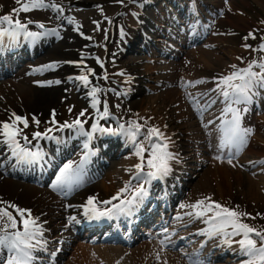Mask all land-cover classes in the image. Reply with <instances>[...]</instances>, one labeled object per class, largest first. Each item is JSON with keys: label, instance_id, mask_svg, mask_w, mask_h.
<instances>
[{"label": "rangeland", "instance_id": "374dc122", "mask_svg": "<svg viewBox=\"0 0 264 264\" xmlns=\"http://www.w3.org/2000/svg\"><path fill=\"white\" fill-rule=\"evenodd\" d=\"M203 4L202 6L204 8H207V10H212L214 13H217L215 15L216 23L217 25V33L218 37L215 38L214 42L219 44V47L214 48L212 52L211 57V63L206 65L203 60V54L199 57V60L197 62V65L195 67V70H191L192 68V58L195 56L193 53H191L187 59L185 60L183 66L180 65V69L178 70L176 74L177 80L174 82L175 84L180 81H182V73L183 75L187 76V73L189 71L195 72L196 77H203L206 79H220L224 78L229 74L228 66L235 65V67H240L241 64L245 60L256 61L261 57V50L259 51V44L264 39V29L258 28L259 23H264V2L258 1V0H230L228 3H222V0H198ZM83 5L89 4L90 7L93 9H99L101 6L107 4L109 0H73L69 3H79ZM185 2V1H183ZM188 2V1H187ZM193 1H190V4H193ZM228 4V5H227ZM211 5H215V7H212ZM236 9L240 14V19L236 20V15L232 14L234 12L233 9L228 8L231 6ZM114 7V8H113ZM116 7L117 6H111L109 8H105L106 11L110 12L112 15L116 13ZM10 7H7L5 9V12H9ZM94 13H97L96 10H90L87 15H93ZM224 15V17L219 18V16ZM220 19V21L218 20ZM81 19V18H80ZM84 21V17H82ZM86 25V24H85ZM87 29L86 31H83L84 33L88 32L90 34V31L92 30V25H86ZM249 29V30H248ZM252 35H249V34ZM70 34V33H69ZM78 37L77 40L81 41L80 46H76L80 49V54L85 55V46L88 45L87 42H83L80 38V33H76ZM224 35V37H222ZM254 37V38H253ZM68 38V35H67ZM102 39V38H101ZM156 43V42H155ZM246 46H252V48L257 49L259 52L255 53L253 51H250L248 53H245L243 48ZM230 50H236L237 55L233 56L237 57V61L233 62V64H227L228 62H231L229 58L227 57V52ZM153 51V50H152ZM203 51V50H202ZM154 52V51H153ZM204 52H208L204 50ZM198 53V52H197ZM103 55V54H102ZM76 56H78V53H76ZM113 56V49L110 47L107 48V55L104 58V60L109 61V58ZM131 56V55H130ZM130 56L123 57L120 64H122L123 69L125 66L128 65V67L132 69H136L137 65L131 64V61L129 60ZM77 58V57H76ZM75 58V59H76ZM88 59L95 63V61L92 60V57H88ZM204 59L208 60V57H205ZM118 63V62H115ZM225 63L227 65H225ZM114 63L108 62V64L104 67H100L97 71H103L105 74L103 78L109 79L111 77V73L115 71V67L113 66ZM130 64V65H129ZM249 66V65H248ZM96 71V70H95ZM88 76H90L88 74ZM23 82V81H21ZM142 82V81H141ZM20 83V82H19ZM111 83L116 87V90L119 89L120 93H116L117 95H121L120 99L117 101V97L115 101H109L108 98L105 95H100V99H105L107 101V109L109 113V117L112 115H116L118 117H122L124 120H128V124L130 122H136L140 125H145V123L151 124L153 127H158L160 131H163V128H166L167 135L169 139H172L171 136V130L176 131L173 137L177 139L178 143H182L185 147H187V155L185 157V162L192 161L194 159L193 153L196 146H200L201 141V134L199 135L198 132H200L196 126L192 123H194V119H192V116L186 117L182 119L180 112L181 110L177 108H184L183 102L179 101V92L176 89L170 90L172 94H169V92H161L156 93L154 92L155 87L152 85H149L148 89H145L143 86H135L130 93L122 92V87L118 86L119 81L112 80ZM27 88H33V89H40L39 84L32 83V80H26L23 83ZM0 89V116H5L2 111L1 104L2 100L1 96L3 98H14L18 94L17 87L7 86L6 88L1 87ZM175 88V87H174ZM54 91L57 92L56 99L51 102L50 104H47L43 110H38V108H27L28 112H32L36 114L35 112L38 111H46V113L43 114L47 116L50 113L55 112V120L57 118L61 117L60 119L64 120H74L80 116V113L78 114V111H81V109L86 108L84 103L82 102V93L78 92L77 87L75 83L68 81L63 82L62 84L56 86ZM4 90V91H3ZM169 90V89H168ZM39 91V90H38ZM179 101V104H178ZM180 105V107H179ZM72 106H75L76 110H73L72 113H69V110L72 108ZM21 114V113H20ZM52 114L49 115V122L52 123L53 116ZM148 118L146 120V118ZM122 119V120H123ZM162 119V122H159V120ZM164 120L166 121L165 126H162V123H164ZM41 121L44 122V126L46 124V121L44 117H41ZM254 128L258 135H261L264 139V127L263 125L255 119L254 121ZM179 132V134H178ZM101 140L105 139V136L100 138ZM261 147H264V143H261ZM254 146V145H253ZM146 148V147H145ZM209 149V148H208ZM251 150H259L256 148H251ZM214 153L212 151L208 152V156L212 161H216L217 157L213 158ZM135 160L137 159V156L134 154L133 156ZM128 158V156H122L117 159V163L120 161H124ZM248 158V157H247ZM131 165V164H130ZM224 167V168H223ZM233 168V169H231ZM220 170L214 171L210 170L208 173H201L202 175L200 178L198 177L196 180L193 181V186H190L191 191L193 190H199L201 191V195H197L196 197L192 198L189 197L188 199H191L195 202V200H200V198H204V200L207 197H211V200L219 203L225 207H228L230 209L235 210L238 213H247L248 216L243 217V222L250 225L251 227L264 231V188L262 187V174L257 173L256 178L254 179V176L252 174L253 170L246 169V170H237L236 165L229 167L227 166H220ZM235 171V173H233ZM132 175V174H131ZM103 179V178H102ZM101 179V180H102ZM1 180V178H0ZM205 180H207V186L202 188H197L200 186ZM0 182H3L1 180ZM10 183L9 180H5V183ZM107 187H112V184H107ZM12 187V186H11ZM8 189V187L6 188ZM22 189V188H21ZM20 189V190H21ZM252 190L254 191V194L252 193ZM23 192V191H22ZM222 192V193H220ZM102 197L108 196L105 193V190H102L99 192ZM99 193H95V195H99ZM193 193V192H192ZM256 193V195H255ZM37 192L32 189V191H29V193L26 194V196L20 197V205H31L32 199H42L44 202H47V199H50L51 197L45 196L44 192L39 193L36 195ZM222 195V196H220ZM190 196V195H189ZM0 202H3V200H6L8 197L0 195ZM207 202V201H206ZM0 207H4L3 203H0ZM84 243V242H82ZM93 245V244H92ZM144 245V244H143ZM73 247V246H72ZM90 248H93L92 246H87ZM125 250V249H124ZM87 251V250H86ZM110 252V254H107ZM93 253V251H92ZM106 253L112 260L107 259L106 257H102L101 255L96 256L98 260H102L105 262L108 260L109 262L113 261L115 264H164L165 259H162V256L160 252L158 251H151L150 248L144 247L143 249H140L139 251H123L117 255L115 249L108 250ZM96 255V254H95ZM159 255L160 259L157 260V256ZM117 259V261L115 260ZM183 261L185 259H182ZM67 262H70L71 264L73 262L70 261V257L67 256L66 258V264ZM182 262H179L178 264H181Z\"/></svg>", "mask_w": 264, "mask_h": 264}, {"label": "snow or ice", "instance_id": "6c2138e0", "mask_svg": "<svg viewBox=\"0 0 264 264\" xmlns=\"http://www.w3.org/2000/svg\"><path fill=\"white\" fill-rule=\"evenodd\" d=\"M17 4H21V8L14 9V13L29 12L34 9H46L51 7L52 9L62 12L63 9L58 5H48L45 0H30L29 3H22V0H16ZM12 26V31L3 28V24ZM43 28V25H39ZM27 25L21 23L19 19H14L12 15H5L0 18V42L5 35L11 36L13 39L19 35V32H24L27 37L35 38L38 34L34 32L26 31ZM19 30V31H17ZM249 35H252L251 33ZM254 38V37H253ZM264 51V46L261 47ZM103 66V65H101ZM51 67V65L49 66ZM235 67V66H233ZM254 62L249 64L248 68L234 71L231 75L222 78L218 82V88L227 104L225 108V115L231 114V120H226L223 126L224 138L221 143V147L233 146L236 148L237 154L242 146L246 142V137L251 134L250 129L241 128V115L240 109L232 107L233 104H240L251 101L253 88L255 86L264 87V73L254 72L252 69ZM264 68V65H260ZM89 72L91 70L89 69ZM80 80L88 84V76L79 77ZM97 90L92 89L91 95L93 97L92 107L96 108L98 101L95 99ZM244 111H247L245 108ZM81 116L84 112L80 113ZM109 115L107 106L105 105L104 112L101 115V119L106 118ZM14 121L10 123H3L0 125V136L4 137L3 143L7 144L11 150L13 157L17 159L18 163L38 164L43 159V153L40 151L32 152L27 148L21 146L18 137L22 134V129L17 127V124H22L24 128L29 126L27 118L15 115ZM52 123L55 124V112L52 113ZM33 122L39 125L40 121L35 117L32 118ZM84 121L77 118L72 125L65 124L62 126L68 128H75L80 134L88 135L91 139L90 133H85ZM120 130L126 131L131 142L136 145L135 155L139 158L140 163L137 164V175L133 177L137 181V186L134 190L129 185H125L123 192L131 191V196L126 200H121L120 195L112 197L110 200L103 201L105 205H112L111 208L101 209L97 206L95 197H89L86 205L84 206V214L89 219L99 220L101 218L112 219L114 216L125 215L130 216L133 214L136 207L143 203L147 197L148 192L145 185L150 183L154 179H163L171 172L170 161L175 159V155L168 151L167 138L160 131L159 128L149 127L144 139L148 142V159L145 161V145L138 142V137L142 131V125L136 122H130L129 127L125 130L123 124L119 125ZM51 131V129H49ZM92 131L111 132V129H102L99 127L98 122L92 125ZM55 139V137H49L46 133L35 132L33 139ZM25 143H28V137H23ZM88 147L87 143L84 145ZM87 157L82 160L80 165L74 169L71 164H65L56 177L55 183L52 185L54 190L71 191L72 185L77 183L79 175L82 170L83 163L86 162ZM231 163V160L228 161ZM145 163L148 169L147 173L144 172ZM113 200H119V204H113ZM207 201V202H206ZM3 203V202H0ZM191 208L192 212L186 213L189 217L196 219H202L204 223L208 224V229L201 234H206L209 238L217 235L224 237V243L231 245L233 242L238 243L242 255L248 257L243 264H264V231L257 230L250 225L243 223V217L248 216L247 213H238L233 209L225 207L219 203L211 200V197H207L205 200H199L195 204L181 205V208ZM11 209V211L9 210ZM15 213V214H14ZM19 217V220L17 219ZM70 222L75 220L74 217H70ZM177 219H181L178 217ZM167 232V229H164ZM43 231L37 224L36 219L31 217V211L28 209H21L13 204H7L6 207H0V248L6 249L8 258L5 264H34L37 259L33 253L37 250V246L46 244V241L42 242L39 237H42ZM241 237L238 241H233L231 238ZM162 250L167 248L164 240L160 241ZM160 257L157 256L159 261ZM164 264H167L165 261ZM193 264H200L199 261H194Z\"/></svg>", "mask_w": 264, "mask_h": 264}, {"label": "bare ground", "instance_id": "6f19581e", "mask_svg": "<svg viewBox=\"0 0 264 264\" xmlns=\"http://www.w3.org/2000/svg\"><path fill=\"white\" fill-rule=\"evenodd\" d=\"M258 1L264 2V0H258ZM5 2H6V0H0V4H3ZM196 5H197V2H196ZM228 8L234 10V12L232 14H235L237 16L236 20L237 19L241 20V18L239 17L240 16L239 12L236 9H234L232 7V5L229 6ZM195 10H197V9H195ZM217 36H218V33L216 31H213L212 35L206 41V43L204 44L202 49L199 50L198 53L193 52V53H196L194 55L195 57L192 58V62H191L193 67H196L197 62L199 60V57L202 54H203V60H204L205 64L208 65V64L211 63L210 62L211 61L210 60L211 59L210 55H212V52L210 50L204 49V48H210V47L217 48V47H219V44L214 42V40H215V38ZM66 47H69V46L66 45V44H60V45L54 47L53 49H49V51L57 53V52H61L60 50L66 48ZM204 50H206L208 52H204ZM237 54L238 53H237L236 50L228 51L226 55H227V57L229 58V60L231 62H228L227 64H233V62L237 61L238 60L237 57H234V59H233V56H235ZM49 55L50 54L42 55L38 62L39 63H44V62L50 61V56ZM205 57H208V60L204 59ZM51 58L68 59V58H64L63 56H60V55H52ZM227 64L225 63V65H227ZM118 71H119V69H118ZM128 76H126L125 78H128ZM23 83L20 82V83H17V84L13 85V87H15V86L17 87L18 94H17L16 97L12 98L11 100L19 102V99H23V101L21 103H19V104L22 107L24 106V110H23L24 116H28L29 115V112L26 111L28 106H29L30 109L35 107V108H38V110H43L45 107H47L46 106L47 104H50L51 102H53L56 99L57 92L54 91L55 89H51V90H49V89L39 90L38 89L39 90L38 91V90L33 89V88H27L25 86H22V85H24ZM255 88H256V92L258 93L257 94V100H259L261 98V95H262L261 91L264 90V87L256 86ZM77 91L80 92L81 90L78 89ZM101 93H106V92H98L97 95H100ZM157 93L159 94L160 91H157ZM169 94H172V92H169ZM179 98H181V93L179 94ZM3 100H5V99H3ZM99 100H101V99H99ZM4 103L7 105V108H9V110H12L11 111L12 115H13V113H15V115H19L17 113V111H16V110H18V108L13 104V102L9 101V99H6L4 101ZM100 108H101V110H103L102 106ZM177 109L181 110L183 108L181 107V108H177ZM37 113H39V112H37ZM180 114H181L182 119L190 116V114L185 109L181 110ZM42 117H44V116H42ZM99 117L100 116H98L97 118H99ZM39 119H41V118H39ZM147 119L148 118H146V120ZM263 119H264V117H263ZM13 121H10L8 123L11 124ZM159 122H162V119H160ZM165 124H166V122L162 123V126H165ZM19 125H21V127H20L21 129H23V130L25 129L22 124H19ZM109 126L112 128L111 125H109ZM99 127L102 128V126H100V125H99ZM24 131H25V133L27 135H30L29 130H27V131L24 130ZM96 132L100 133L101 131L93 132L92 131V127H90L89 130H86V133H90V134L92 133L93 137L97 136ZM119 137L122 138L123 134L119 133ZM3 140H4V137L0 136V148H2L4 146ZM258 140H259V142H263L264 143V139L262 138V136H259ZM117 143H119V142L118 141H114V142L111 143V145L121 146L120 147L121 150H122V147H126L124 145V143L123 144L122 143L117 144ZM6 150L8 152V155H11L10 149L7 148ZM126 150H127V148H126ZM261 150L262 151L260 153H258V154L254 153L252 150H250V152H249L250 156H252V154L254 156H256V157L264 156V147L261 148ZM116 152L114 154L115 157L117 156L119 151H116ZM128 152H130V150H128ZM2 158H3L2 157V153H0V162H2L1 161ZM114 161L116 163V160H114ZM133 162H134L133 158L129 157V161L126 159L124 161H120L119 163H116L111 168V170L107 173L108 176H111V175L114 174L115 178H116L115 179L116 182H118L119 179H121V180L129 179V177L127 176V173L130 170V166H132L130 164L133 163ZM178 167H179L178 164H176L175 165V170H177ZM4 173L7 174V170L6 169H5ZM116 175L119 176L120 178H117ZM0 178L2 179V173H0ZM6 180H9L10 183H7V182L5 183V179L3 180V182H0V195L8 197L6 200H3V201H6L5 202V206H7V204H11V201H19L20 197L26 196V194L29 193V191H32V189L37 192L36 195H38L39 193L43 192V189H41L40 187H37V186L33 187L30 184H28V183H20V182L14 181L13 179H6ZM261 185L264 188V176H262V184ZM206 186H207V180H205L197 188H202L203 189V187H206ZM7 187H8V189H6ZM22 187H23L24 190L21 189ZM98 189L105 190L106 194L113 195V196H115L116 194L117 195L121 194V193H119L117 191H112L113 192L112 193L111 192V188L107 187L106 182H103L101 185L98 182L96 184L94 182L92 184H84L83 186H81L79 191H78V193L74 194L73 197H74V199L78 200L79 206H85L90 194L96 192V190H98ZM107 190H109L110 192H107ZM220 193H222V192H220ZM252 193L254 194L253 190H252ZM195 195H199V194H195ZM255 195H256V193H255ZM199 196H201V195H199ZM159 197H160V195L158 193H156L155 194V199H157ZM56 199H55V197H53V199L51 201H47V202H44L42 199H38V200L37 199H32L33 203H31V205H27L25 207L23 206V208L19 206V208H21V209L30 210L31 211V217L36 219L37 224L41 227V229L43 231V236L45 237V241H46V244H44V247L42 248V251L46 252V253L47 252L51 253L50 256H54L55 254L60 253V249H59L58 246H61V244H58V242L61 241L63 245H65L67 243L68 237L70 235L68 233V231H67V226L65 225L66 221H67L68 213H75V212L79 211V209H77V211H76L75 208H71L70 207L69 211L65 212L64 208H63V201L60 198H58V197H56ZM160 201L164 203V199L163 198H161ZM56 204H59V205H57V207L59 208V211H58V209L53 207V205H56ZM59 216L63 217V218L60 220ZM17 219L19 220L18 216H17ZM208 227L209 226H207L205 229H198L199 233L194 236L195 241H197L199 238H201L202 241L207 243L211 239V238H209L208 235L201 234L202 232L207 230ZM191 234L192 233L190 231H186L184 234H182L180 236H177L173 240H170L168 238H164L163 235H161L159 237V239L157 240V242H155V244L158 246V243L160 242L159 240H164L165 245H167V247L170 246V248H173L174 247V243H176L177 239H178V242L179 241L183 242L182 241L183 238L188 236V235H191ZM212 238H214V237H212ZM172 241H173V244L171 245ZM192 241H194V240H192ZM91 242L93 243V239H91ZM95 246H97L98 250H94L93 248H89V247H87L86 245H84V244H82L80 242L79 243L75 242L73 247H72L71 254H70V261L73 262L72 264H99L100 261H102V260H98L97 258H95L96 256H99V255H101L102 257H106L107 259L112 260V258H110L107 255V254H110V252H108L107 254L104 253V252H107L108 250L110 251V250L115 249L117 255L119 253L123 252V251H126V250H124L122 248V246H117V245L108 246L107 244L101 243V242H98ZM230 247L233 248L234 245H230ZM148 248H150V250L157 249L156 246H153V245H148ZM160 248H162V246ZM138 249H143L144 250V246H140V247H136L135 248V250H137V251H138ZM179 249H180V252L182 254H186L187 251H189L188 248H185V246H182V245H179ZM92 251H93V253H92ZM232 252L234 253L235 250H233ZM0 256H1V253H0ZM163 256L165 257V261L167 262V264H178L180 262L177 254H175V253H166ZM115 260L117 261V259H115ZM231 260L232 259H227V262H230ZM104 263L105 264H115V263H113V261L109 262L108 260H106ZM35 264H37V263H35ZM67 264H71V263L67 262ZM217 264H223V262H220V263H217Z\"/></svg>", "mask_w": 264, "mask_h": 264}]
</instances>
